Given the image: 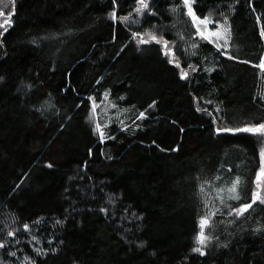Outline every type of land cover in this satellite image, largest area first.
Here are the masks:
<instances>
[{
    "label": "trees",
    "instance_id": "trees-1",
    "mask_svg": "<svg viewBox=\"0 0 264 264\" xmlns=\"http://www.w3.org/2000/svg\"><path fill=\"white\" fill-rule=\"evenodd\" d=\"M149 4L0 0V264H264V137L217 133L264 123V0H193L220 45Z\"/></svg>",
    "mask_w": 264,
    "mask_h": 264
},
{
    "label": "snow or ice",
    "instance_id": "snow-or-ice-1",
    "mask_svg": "<svg viewBox=\"0 0 264 264\" xmlns=\"http://www.w3.org/2000/svg\"><path fill=\"white\" fill-rule=\"evenodd\" d=\"M137 4L139 5L138 8L135 9V11L140 14L145 12V10H148L150 7L149 4V0H137ZM182 5L183 7H185L187 9V15L189 17H191V20L193 22V25L197 28V32L198 34L204 38L207 39L208 37L205 36V34L201 31H199V27L200 25H206L209 23H212V21L210 20L209 17H205L204 19H201L199 16L196 15L195 11L193 10V0H182ZM173 11H176V9H173ZM5 13L3 11H0V16H4ZM8 19H5L3 24H0V28L4 27V25H8L11 23V19L10 17L12 15H14V11L11 13H8ZM131 14H129V16L123 17L122 19L127 21L129 20ZM112 18L116 19V14L115 12L112 13ZM141 34L140 33H134L133 34V38L139 37ZM151 35V39L152 41H156L157 43H163V46L165 49H167L168 51H171V44L169 41L164 40L163 37H157L155 34H150ZM210 36H220L221 33L219 32H213V33H209ZM261 35H264V32L261 33ZM140 43H148V41L141 39ZM195 46V45H194ZM167 55V52L165 53ZM177 67H179V64L177 63L176 65ZM261 68H264V61H262ZM182 78H186L187 77V73L186 72H182L181 73ZM91 99V98H90ZM155 103V102H153ZM95 109V105L93 106V110ZM141 116H143V113H141ZM100 129V125L97 124V130ZM220 132H231V133H250L253 135H259L264 137V123H257L256 125H248L245 126L243 128H229V127H221V128H217V133ZM101 137L103 138V132L101 131ZM175 150V149H174ZM260 156H261V160H260V169L258 171V174L256 176V182H257V190L254 191L252 193L251 196V203H242L241 206L239 208H235L232 209V211L235 212V214L237 216L243 215L244 213H246L249 209H251L257 202L264 204V188H261L260 185L261 183H264V149H261L260 151ZM52 165L49 164L48 167H51ZM238 185H239V178L237 177L236 180L234 182L231 183V186L229 188H227V192L230 194L229 198L230 199H235V200H240L241 197L237 194V189H238ZM220 192L225 191V189H220ZM221 200L223 201V197H220ZM102 211H107L106 209H102ZM231 214V213H230ZM213 215H215V213H213ZM209 221L207 218H202L200 221V228L201 231L197 234L196 237V242L199 245H206L207 242L212 239V237L207 236L204 232V229L206 226H208ZM29 225L28 224H24L23 228L25 230L29 229ZM259 230V229H257ZM8 236H14L15 232H8L7 233ZM33 239H36L35 237H33ZM5 246V244L3 242H0V248H3ZM53 251H55V249H53ZM193 251L196 252H200L201 254H203L202 252V248L201 247H196L193 249ZM37 254L38 255H42L44 254L40 249H37ZM10 255L15 256V253H11ZM27 259V258H26Z\"/></svg>",
    "mask_w": 264,
    "mask_h": 264
},
{
    "label": "rangeland",
    "instance_id": "rangeland-1",
    "mask_svg": "<svg viewBox=\"0 0 264 264\" xmlns=\"http://www.w3.org/2000/svg\"><path fill=\"white\" fill-rule=\"evenodd\" d=\"M207 17L210 18L211 21H213V24H217L218 26V31L219 33H221L220 36H211L210 37V41L211 42H214L215 40L217 41H220L219 42V45L223 42V39L225 37V34H226V27H222L221 24L219 25L218 22L220 21L219 17L216 15L215 11L213 10H210L208 13H207ZM221 26V27H220ZM227 32H228V29H227ZM227 36H229V33L226 34V38ZM148 44H150L148 42ZM164 48V47H163ZM167 52V51H166ZM168 53V52H167ZM169 55V54H168ZM171 58H172V51H171ZM87 122H89L91 124V126H94V127H97V122H96V116H95V110H92L89 111V116L87 118Z\"/></svg>",
    "mask_w": 264,
    "mask_h": 264
},
{
    "label": "flooded vegetation",
    "instance_id": "flooded-vegetation-1",
    "mask_svg": "<svg viewBox=\"0 0 264 264\" xmlns=\"http://www.w3.org/2000/svg\"><path fill=\"white\" fill-rule=\"evenodd\" d=\"M205 17H207V14L204 17H200V18L204 19ZM199 31L203 32L205 34V36L208 37L207 39L210 41L211 36L209 35V33L217 32L218 26H217V24H213V21H212V23H209L206 25H200ZM214 42H217V40H215Z\"/></svg>",
    "mask_w": 264,
    "mask_h": 264
},
{
    "label": "water",
    "instance_id": "water-1",
    "mask_svg": "<svg viewBox=\"0 0 264 264\" xmlns=\"http://www.w3.org/2000/svg\"><path fill=\"white\" fill-rule=\"evenodd\" d=\"M162 47H164V46H163V43H162ZM162 50H164V48H163ZM167 52H168V54H169V59L171 60V51H168V50H167Z\"/></svg>",
    "mask_w": 264,
    "mask_h": 264
},
{
    "label": "bare ground",
    "instance_id": "bare-ground-1",
    "mask_svg": "<svg viewBox=\"0 0 264 264\" xmlns=\"http://www.w3.org/2000/svg\"><path fill=\"white\" fill-rule=\"evenodd\" d=\"M100 110V109H99ZM91 111V110H90ZM98 113V112H97ZM98 115V114H97ZM102 120V119H101ZM109 123V122H108ZM107 125V124H106ZM109 125V124H108ZM103 126V125H102Z\"/></svg>",
    "mask_w": 264,
    "mask_h": 264
},
{
    "label": "crops",
    "instance_id": "crops-1",
    "mask_svg": "<svg viewBox=\"0 0 264 264\" xmlns=\"http://www.w3.org/2000/svg\"><path fill=\"white\" fill-rule=\"evenodd\" d=\"M88 116H89V113H88V115H87V117H86V120H87Z\"/></svg>",
    "mask_w": 264,
    "mask_h": 264
}]
</instances>
